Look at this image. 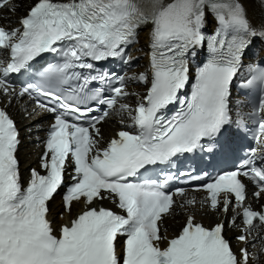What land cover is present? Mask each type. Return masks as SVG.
Masks as SVG:
<instances>
[{"label":"snow or ice","instance_id":"6c2138e0","mask_svg":"<svg viewBox=\"0 0 264 264\" xmlns=\"http://www.w3.org/2000/svg\"><path fill=\"white\" fill-rule=\"evenodd\" d=\"M256 41L264 0H0V264H264V59L244 60ZM46 56L36 82L16 87L13 74ZM109 59L129 71L97 68ZM234 86L255 99L234 101ZM25 97L52 119L36 126L45 136L22 179L8 109ZM112 117L120 127L105 138ZM249 125L247 158L193 178L199 201L169 191L171 174L143 176L197 151L227 156ZM197 204L232 218L205 225ZM177 208L185 219L169 236Z\"/></svg>","mask_w":264,"mask_h":264},{"label":"bare ground","instance_id":"6f19581e","mask_svg":"<svg viewBox=\"0 0 264 264\" xmlns=\"http://www.w3.org/2000/svg\"><path fill=\"white\" fill-rule=\"evenodd\" d=\"M143 42V39H141V43ZM23 103V101H20L17 106L13 107V112L15 114V117L17 118L18 125L21 126L22 128H29L35 125L32 122L33 117L36 115V113H33L30 111V105L24 104V107H28V109L25 111L20 110V105ZM26 113H31V115H26ZM109 128L108 126H104L103 130L107 131ZM40 133L42 131H39ZM19 157L21 159L22 165H24L27 162H30L33 157V153L31 151V147L28 145V143H22L19 151H18ZM58 196V195H57ZM78 204L73 205V212L75 213V208L77 207ZM58 207V199L57 197H54L50 203V209L54 212L55 208ZM208 215V213H206Z\"/></svg>","mask_w":264,"mask_h":264}]
</instances>
